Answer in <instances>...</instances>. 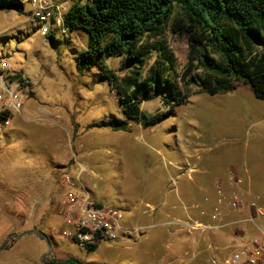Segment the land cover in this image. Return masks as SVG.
Listing matches in <instances>:
<instances>
[{"label": "rangeland", "instance_id": "1", "mask_svg": "<svg viewBox=\"0 0 264 264\" xmlns=\"http://www.w3.org/2000/svg\"><path fill=\"white\" fill-rule=\"evenodd\" d=\"M54 1L69 8L91 0ZM164 37L174 55L176 73H180L187 62V40L168 31ZM86 41L84 33L57 29L42 36L26 0L22 13L0 12V64L7 63L4 70L0 66V73L3 80L13 76L20 81L19 108L7 113L6 123H0V247L11 234L35 230L44 233L51 244L45 263L74 258L81 264H94L99 258V264H126V257L138 251V244L131 251L123 249L127 235L110 246L100 243L94 253L57 237L56 231L64 227L56 208L63 173L75 175L81 170L79 183L91 198L103 207L122 211V227L133 211L148 208V198L165 188L168 171L177 165L179 171H186L184 158L194 153V146L199 155L196 165L205 172L200 180L209 183V195L214 193L212 178L243 165L251 164L255 180L261 179L264 186V101L257 100L247 85L214 96L191 85L187 102L174 107L163 121L149 127L129 123L126 131H113L110 125L122 118L119 97L100 79L97 67L78 70L76 66ZM101 60L119 76L126 72L119 58ZM138 98L146 115L166 111L160 97ZM243 143H248V149ZM128 206L133 211H127ZM186 221L170 222L172 230L188 235L191 250L186 251L199 254L207 264L212 256L225 255L235 246L233 236L240 225L193 229L184 225ZM147 228L124 229L134 235ZM145 250L143 242L141 264L151 262ZM46 252L42 238H11L7 248L0 250V264H42L40 258ZM115 257L119 260L113 263Z\"/></svg>", "mask_w": 264, "mask_h": 264}, {"label": "trees", "instance_id": "2", "mask_svg": "<svg viewBox=\"0 0 264 264\" xmlns=\"http://www.w3.org/2000/svg\"><path fill=\"white\" fill-rule=\"evenodd\" d=\"M24 1L0 0V12L22 13ZM63 28L87 36L77 69L97 67L100 79L119 97L122 118L110 125L113 131H126L129 123L149 127L163 121L187 102L191 85L214 96L243 84L264 101V0H91L69 7ZM167 31L187 40L180 73L164 37ZM102 57L119 58L126 72L119 76ZM139 96L160 97L166 111L146 115ZM8 117L0 113V123ZM58 264L81 263L66 259Z\"/></svg>", "mask_w": 264, "mask_h": 264}, {"label": "built area", "instance_id": "3", "mask_svg": "<svg viewBox=\"0 0 264 264\" xmlns=\"http://www.w3.org/2000/svg\"><path fill=\"white\" fill-rule=\"evenodd\" d=\"M29 4L35 27L42 36L52 29L65 31L63 15L68 8L54 0H29ZM0 66L4 70L7 63L2 61ZM3 79L1 72L0 113H13L19 108L20 81L13 76ZM8 80L11 81L6 83ZM80 174L81 170L75 175L63 173L58 181L60 194L56 198V208L64 227L56 231L57 237L86 250L89 246L110 244L129 235L131 232L121 225L122 211L103 207L94 201L79 183L77 176ZM225 179L224 183H214L213 196L204 198L206 207L193 206L199 218L207 221L188 218L184 225L193 229L240 225V230L233 236L235 246L225 255L212 256L209 264H264V204L259 202V196L251 192L250 187L245 186L242 177L230 173ZM228 218L235 219L229 222Z\"/></svg>", "mask_w": 264, "mask_h": 264}, {"label": "crops", "instance_id": "4", "mask_svg": "<svg viewBox=\"0 0 264 264\" xmlns=\"http://www.w3.org/2000/svg\"><path fill=\"white\" fill-rule=\"evenodd\" d=\"M254 111L255 109L252 108L251 112ZM249 126L253 128L252 122L249 123ZM243 147L244 149H248V143H243ZM198 156V146H194V153L188 156L186 155L184 158V162H186L185 164L187 165L186 171H179L177 168L178 165L175 166L177 169L172 168L168 171L167 178L169 181L158 196L156 195L154 198H148L150 200V202L147 203L149 206L148 208L140 209V212L136 213L131 207L129 208L131 205L128 206L127 211H133L134 213L127 218L126 223L123 224V228H130L134 225H143L148 228L140 234H129L124 237L125 242H128V244H125L123 249L131 251L135 245L138 244L139 246L136 253L126 257V264H141V257L144 256L139 254V252L143 242H146L145 257L151 261L148 262V264H207L205 259L198 258L199 254L195 256L193 254L191 255L193 251H190V253L186 251L191 248L189 246V236L174 234L170 224V222L174 220L183 221L188 218L201 222L207 221L205 218H199L196 210L193 208V206L197 205L202 208L206 207L207 204L204 203V198H211L213 196V194L209 195L207 192L209 183L200 180L205 172H201L196 165ZM262 159L264 160V157ZM184 162L180 163L181 168L185 167ZM171 164H175V162H171ZM230 172L242 177L245 180V186L248 188L250 187L251 192L259 196V202L264 204L263 181L261 179H259V181L255 180L256 177H254L251 164L241 167L238 166L235 171ZM225 176L226 174L224 171L221 175L212 178V186L217 182L216 180L221 181ZM138 222L140 224H137ZM152 226L156 227L152 228ZM131 244L134 246H131ZM107 245L110 246L111 244ZM96 250L93 251V253L96 252ZM203 252H205L204 249L201 253L203 254ZM59 257H61V255H59ZM117 258H113V263L119 260V258ZM185 260L186 263H184ZM91 263L99 264V258H96L95 261Z\"/></svg>", "mask_w": 264, "mask_h": 264}, {"label": "water", "instance_id": "5", "mask_svg": "<svg viewBox=\"0 0 264 264\" xmlns=\"http://www.w3.org/2000/svg\"><path fill=\"white\" fill-rule=\"evenodd\" d=\"M27 235H34V236L42 238L44 240V242L47 245V252L42 255V257L40 258V262L42 264H54V263H45V261H44V258L51 254L52 248H51V244H50L48 238L42 232H38V231H35V230H28V231H25V232H23V233H21L19 235L11 234L5 239V242H7L10 238H14L15 240H19L22 237L27 236ZM1 250H4V248H2Z\"/></svg>", "mask_w": 264, "mask_h": 264}, {"label": "flooded vegetation", "instance_id": "6", "mask_svg": "<svg viewBox=\"0 0 264 264\" xmlns=\"http://www.w3.org/2000/svg\"><path fill=\"white\" fill-rule=\"evenodd\" d=\"M10 240H11V238H10L7 242H4V244L1 245L0 250H1L2 248H4V250H5V249L7 248V243H8Z\"/></svg>", "mask_w": 264, "mask_h": 264}]
</instances>
